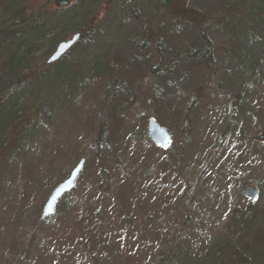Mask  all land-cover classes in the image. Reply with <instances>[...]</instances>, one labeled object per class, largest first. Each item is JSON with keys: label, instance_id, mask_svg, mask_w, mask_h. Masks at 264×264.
Listing matches in <instances>:
<instances>
[{"label": "rangeland", "instance_id": "obj_1", "mask_svg": "<svg viewBox=\"0 0 264 264\" xmlns=\"http://www.w3.org/2000/svg\"><path fill=\"white\" fill-rule=\"evenodd\" d=\"M102 3L73 0L68 9L50 14L47 9L54 8V0H0V110L7 108L11 99H18V121L37 110L36 124L55 137L57 147L75 144L58 158L45 157L53 167L42 183L37 175L32 185L9 191L0 210V252L6 254L15 245L25 243L26 247L32 241L40 246L44 264L118 263L119 252L110 256L109 251L96 246L103 238L97 231L80 245L66 247L63 245L73 242L49 232L33 240L34 223L40 213L42 216L39 205L83 156L85 169L68 195L80 199L79 211L84 210L83 200L109 209L111 202L97 194V172L109 168L121 176L140 168L136 163L142 165L141 156L132 159L148 140L155 145L148 136L149 120L158 118L172 135L168 148L180 165L168 174L145 169L137 177L140 192L156 200L158 216L153 219L155 224L140 216L134 218L137 225L128 232L141 233L140 241L129 249L137 250L136 256L140 253L134 264H264V243L257 240V233L264 232V153L260 159L252 153L264 146L248 141L252 133L264 136L256 119L261 113L259 104L264 102V56L260 64L264 0H190L205 17L203 28L191 20H168L158 0H114L88 41L80 40L61 60L47 64L58 43L85 28ZM38 12L43 13L42 19ZM39 24H45L47 32L36 38ZM203 32L215 44L217 73L199 62L200 54L177 63L184 47L200 52ZM19 41L22 45L17 46ZM256 69L252 82L262 83L261 98L245 112L237 110L234 117L230 106ZM73 75L78 76L72 87L68 79ZM78 84L84 91L77 97V114L66 116L65 95L78 90ZM198 92L196 98L211 95V107L186 111ZM120 114L125 116L124 123ZM187 116H194L195 123H191L187 147L182 148ZM233 118L246 132L245 148L237 149L240 136L225 129ZM100 123L106 135L96 147L98 127H92ZM10 124L0 120V137ZM60 126L62 131L57 130ZM18 146L22 153L6 152L4 163L24 158L25 150L30 152L26 159L35 165L40 162L37 140L25 136ZM47 152L55 154L56 145ZM249 179L257 182L255 203L260 202L261 209L247 211L246 220L238 226L236 208L243 209L251 202L243 192ZM169 199L174 208H164ZM175 209L184 215L176 214ZM159 228L168 231L167 242L153 239ZM124 230L121 222L111 221L104 241L113 239V232ZM96 257L102 261L96 262ZM33 260L25 264H33Z\"/></svg>", "mask_w": 264, "mask_h": 264}, {"label": "trees", "instance_id": "obj_2", "mask_svg": "<svg viewBox=\"0 0 264 264\" xmlns=\"http://www.w3.org/2000/svg\"><path fill=\"white\" fill-rule=\"evenodd\" d=\"M113 2L114 0H103V5H100L97 8L94 16L90 19L85 28H82L78 31L81 33V40L84 39L88 41V38L92 35V33L96 31V26H98V23L104 17L105 12L110 9ZM158 3L164 9L166 14L169 15V17L167 18L168 20L173 22H180L181 19H184L185 21H192L196 23L199 28H203V19L205 17H203L202 12L193 8L194 6L190 5V0H158ZM106 5H108L107 8H105ZM68 8L69 6L66 8L54 7L53 9L47 10L50 14H57ZM38 14V17L42 19L43 13L38 12ZM46 32V25L39 24V26L36 27V38L45 36ZM201 38L203 42L200 52L199 50H193V48L191 47H184L178 53L177 63L182 62L183 60L188 58L195 59L200 54L201 56L198 59L199 62L203 66L208 68L211 72L217 73L218 66L215 60V44L206 32H203L201 34ZM20 44L21 41L18 42L17 46H19ZM263 56L264 54L262 55L260 64L262 62ZM99 67L103 69L102 66ZM173 69H175V67ZM256 71L257 69L253 72L250 78V82L244 87L241 92L237 94L236 100L232 103V106H230L231 113L234 117L236 116L237 110L245 112L246 109H249L251 107L253 102H256V105L261 98L262 83L252 82V79L257 73ZM77 76L78 75H73L72 77H70L68 79V85H72L73 87V85H75ZM81 81H83V79H81ZM77 88L78 90L70 91L65 95L66 101L68 102V105L65 108L69 106L68 112L65 113L66 116H75L77 114V107H79V104H77V97L79 96L81 90L84 91L82 87L79 86V84L77 85ZM199 93L201 92H198L196 96L192 97L193 99L186 111L192 109L207 111L208 108L211 107L209 104L211 95L205 94L203 97L199 96L198 98H196ZM255 97L257 99L254 100ZM18 103V99H11L9 106L0 110V120L6 119L7 121H9V124L11 121H13V123L11 122L10 127L7 129L6 133L2 135V137H0V210L1 206L6 201L8 193H10L9 191L14 189L15 187H19L20 185L26 186V183H28V186L32 185V182L35 181V176L37 175H41L42 183V181L48 174V169H51V167H53L52 162L49 164V162L46 161L45 157L49 156L52 158H58L59 155L65 154L67 150L70 151L69 147L74 149L73 146H75V144L72 142L71 144L69 143V146L62 145L60 147H57V144L54 143V141H56L55 137L51 135L49 131H45V129H42L41 126H38L36 124L38 118L35 117L36 113L38 112L37 110L34 115H30L29 117L23 116L18 121V119L15 118V114L18 111ZM258 112L261 113L257 115L258 118L256 117V119L259 121L260 125H262V128L264 130V102H260ZM119 117H121V121L124 123L123 118L125 116L123 114H120ZM193 117L194 116H187L185 119L183 130H186L187 134L185 135V138H183V144L181 146L182 148L187 147L185 146V143L192 137L191 123H195V119H193ZM191 118L193 119V122L191 121ZM157 120L156 121L161 126H163V123L160 122L158 118ZM122 122H120L118 125H121ZM96 127L98 128L96 130L94 143L96 144V147H99L101 146L104 140V136L106 135L104 131L105 126L103 123H100L92 128L95 130ZM225 129L231 130V133H229L230 135H233L237 132L240 136L236 143L237 149L246 147V143L244 142L246 141V132L244 128L239 126V123L235 121V118H233L226 124ZM57 130L62 131L63 126H60ZM25 136H29L30 138L35 139V141L37 140L40 154H42L41 158H39L40 162L35 165L33 160L26 159L30 152L29 150H25V152H23L22 154L24 158L18 157L15 162L4 163L3 160H5L4 158L6 156V152L17 150V154L22 153V146H18V144L23 142V137ZM261 137L262 136H258L257 134L252 133V135L248 136V138H250L248 141L264 146V139H262ZM193 143H195L194 140ZM219 143H221V138H219ZM52 145H56L55 154L47 152V150L50 149ZM144 145L145 146L142 148L143 150L141 149V152H136L134 158L132 159V161H135L136 158L140 155L142 158L140 161L142 162L143 167L141 164L136 163L138 166H140V168H138L137 170H133L132 173H124L121 176L118 175L120 173L113 172L112 169L109 168H100L101 170L97 172V176L99 177V181L97 183V194L100 196L101 200L111 202L109 209L105 210L102 207L85 204L83 200L82 202L84 205V210L79 211L78 206L81 203L80 199L71 198L68 194L72 193H68L66 194L68 195L67 198L71 201H69L67 198L66 199L68 201L66 199H61L56 213L53 216H51L50 218H42L40 213V216L34 223L32 239L36 240L37 237L42 236V234H45L46 232H49L54 234L55 236H59V238L64 237L68 242H73L69 243L68 245H63L69 247L73 246L74 243H78L80 245L81 243L87 241L90 237H92V235L97 231V235L101 234V236L103 237L102 239L100 238L99 243H96L98 249L102 247V249L109 251L110 256H116L115 252H119V254H121V257H119L118 259V263L109 261L107 262V264H134L136 261H139L140 253H138V255L136 256L135 252L137 250L129 252V249L131 244L140 241L141 233H129L128 231L130 230V228L137 225L136 222H134L135 217L140 216L144 218V221H146L147 223L155 224L156 222L153 219L158 214V210H156V200H154L153 202L149 198H147L145 194L140 192L141 188L139 179L137 177L139 176V173H143L146 170H155L158 174H168L170 173V171L178 170L180 165V161H175L173 159V154L171 150L169 151V148L166 150L161 149L159 151L157 147H155V145L149 140ZM196 146L197 145H192L190 147L194 148ZM252 153L256 155L257 159H260L262 157V153H264V148H256L254 149V151H252ZM77 155L79 157L80 154L77 153ZM258 156H260V158ZM81 158L86 157L83 156ZM81 158H78L77 163L81 160ZM25 161L27 162V164H25ZM114 161L118 162L115 159ZM117 175L119 176L118 178ZM247 183L253 186L257 185V182L252 179H249ZM45 201L42 203L44 204ZM42 203L41 205H39L40 212L42 210L41 208L43 207ZM144 207L148 208L147 212H145L146 210H144ZM170 207L174 208L172 199L165 201L164 208ZM176 209V214H179L180 216L184 215L178 213ZM260 209L261 206L260 202L258 201L256 203L252 201L249 202L248 205L243 209L236 208V210H238V212L240 213L238 226L246 220L244 216L247 211H259ZM111 221L121 222L123 224V227H125V230L121 233L113 232L112 234L115 237L105 242L104 236ZM1 233L2 230L0 231V234ZM167 235V230L160 229L159 232L154 233L153 239H160L167 242ZM257 240L264 243L263 230L257 233ZM92 243L94 242L92 241ZM58 244L59 242L57 241V245ZM20 245L21 244L15 245L6 254L0 252V264H13L15 263V261H20V264H25L28 263L31 259H34L33 264H44V257L41 255V248L37 243L34 244L31 241L26 247L25 243H23L22 246ZM16 253H18V255L14 256ZM95 260L96 262H101L102 257H96Z\"/></svg>", "mask_w": 264, "mask_h": 264}, {"label": "water", "instance_id": "obj_3", "mask_svg": "<svg viewBox=\"0 0 264 264\" xmlns=\"http://www.w3.org/2000/svg\"><path fill=\"white\" fill-rule=\"evenodd\" d=\"M71 2L72 0H54V5L58 8L67 7L71 4ZM81 38V33L77 32L72 34L69 38L60 41L46 63L51 64L59 61L81 40ZM148 136L162 149H167L172 140L170 132L154 119L149 121ZM261 138L264 139V136ZM85 166L86 158H82L74 166L69 175L53 189L43 206L42 218H47L55 214L59 201L65 194L74 190L80 175L85 169ZM243 192L251 199L252 202H255L259 195L258 189L251 184L246 185Z\"/></svg>", "mask_w": 264, "mask_h": 264}]
</instances>
